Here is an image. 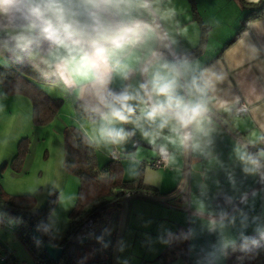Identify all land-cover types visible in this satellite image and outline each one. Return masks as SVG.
I'll return each mask as SVG.
<instances>
[{
    "label": "crops",
    "instance_id": "obj_1",
    "mask_svg": "<svg viewBox=\"0 0 264 264\" xmlns=\"http://www.w3.org/2000/svg\"><path fill=\"white\" fill-rule=\"evenodd\" d=\"M242 1L264 7V0H194L193 7L189 0L108 2L109 8L121 4V11L112 9L121 12V18L123 16L121 28L138 23L151 24L162 37L159 53L145 68L150 90L156 72L169 77L179 73L176 75L178 94L183 96L184 93L186 102L204 100L208 108L199 126L188 127V183L184 192L167 204L146 198H134L129 202L120 264H174L178 260L173 261L172 250H178L182 256L184 233L187 259L191 250H196L193 256L202 253L197 250L203 248L201 242L206 240V232L210 230L218 232L223 246L234 244L246 235H264V149L256 146L264 139V15L248 20L236 39L225 46L239 30L243 18L253 10L244 8ZM104 20L100 12L94 21ZM110 27L119 28L111 24ZM203 27L207 35L202 53L192 60L178 61L175 53L194 48L200 41ZM173 30L177 31L178 42L173 39ZM134 31L143 34L135 45L126 43L114 51L112 44L99 45L109 49L110 54L106 63L102 62V57L96 58L98 79L95 84L62 70L61 58L70 56L72 49H61L54 44L44 53L46 72L52 73V76H46L53 81L45 83L61 85L72 114L79 113L76 101L91 110L92 107L96 109L97 112L93 111L95 117L82 122L85 134L93 142H97L98 137L91 133V129H95L90 121L111 118L107 117V107L100 102L98 93L107 97L109 91L113 95L127 92L137 96L129 101L134 110L150 107L139 75L142 64L155 52L158 38L149 28L138 27ZM86 50L91 53L93 47L86 44ZM104 78L106 84H103ZM194 79L201 86L204 82L209 83L203 95L192 87ZM54 91L50 94L54 95ZM157 99L152 96L153 103ZM239 101L248 105V111L234 116L232 108ZM168 124L169 127L166 125L164 129L172 134L171 138L163 136L151 143L138 138L132 141L130 131L124 126L128 132H125L126 143L121 142L124 146L121 151L146 158L140 164L137 162L135 170L125 166L128 162L123 161L120 151V155L114 150L108 154V160L112 152L118 156L122 175L123 172L126 175L125 178L121 176L123 179H133L140 172L142 182L154 188L159 196L177 192L184 178L183 129L174 120ZM140 144L148 148L139 152ZM163 151L168 153L166 168L143 166ZM241 154L251 157L255 163L242 160ZM120 213L116 212V221L110 226L114 236ZM160 255L163 257L159 259Z\"/></svg>",
    "mask_w": 264,
    "mask_h": 264
},
{
    "label": "rangeland",
    "instance_id": "obj_2",
    "mask_svg": "<svg viewBox=\"0 0 264 264\" xmlns=\"http://www.w3.org/2000/svg\"><path fill=\"white\" fill-rule=\"evenodd\" d=\"M24 1L31 8L40 2V0H15V3L12 4L10 0H4L0 4V9H3L0 10V67L10 66L13 60L22 59L25 63L32 64L39 75L52 76L51 72H46L47 61L44 58V53L32 48L27 50L31 46L36 30V28H29L28 25L34 21L24 26H13L2 23L6 18L15 16L18 9L24 4ZM60 2L63 4L69 18L89 29L95 26L97 22L94 21L95 17L100 13L98 4L94 6L95 0H60ZM105 6L109 11L116 13L120 20L116 22V20H112L104 15V22L98 21L99 24L106 27H110L111 24L121 28L120 21L123 20V16L121 18V12L117 13L112 10L115 7L114 9L121 11V4L109 8L108 2H106ZM177 35V31L173 30L172 36L175 42H178ZM20 36H24L25 40L18 39ZM173 65L175 64L173 63ZM139 76L143 85L141 71ZM145 79L148 91L150 92V84L146 70ZM31 81L49 95H53L50 94L52 93L51 90H55L53 93L56 96L53 97V95L52 97L62 99V105L52 121L39 126L35 125L32 121L30 98L24 94L5 93L0 83V188L10 196L29 197L30 200L32 198L33 204L28 211L35 215L48 203L49 209L46 212L44 220L50 230L52 242L58 244L65 235L68 226V213L74 205L79 186L78 177L66 171L64 167L63 130L66 126L72 125L84 132L85 127L82 122L89 117L81 115L80 113H77L76 116L72 114V108L68 103L67 96L62 92L61 85H53V83L47 84L39 79L32 78ZM182 97L184 98V93ZM150 99L153 103L152 96ZM92 111L97 112L93 107ZM106 113L108 114L107 117H111L108 108ZM103 119L90 121L93 128L97 131L95 133V130L91 129V133L93 132L98 137V141H95L97 144L94 142L96 146L95 158L98 167H101L109 161L108 154L112 150L117 151L119 155L121 152L123 161L125 160L129 163L125 164L129 170H135L137 162L140 164L143 159H146L142 158L141 154L135 156L129 152H125L126 150L121 151V147L123 146L121 142L126 143L124 142L126 137L114 143L107 135L102 134V129H123V131L125 130L124 133L130 131L131 137L129 139L133 141L138 138L148 143L156 141L163 136L169 139L172 135L171 133H167L164 128H159V119L155 122L148 121L143 117L142 111L135 110L134 114L129 117L128 122H121L112 117L110 120ZM108 121L110 122L108 123ZM124 126L128 128V131ZM183 134L185 136L184 129ZM23 138L28 140V149L19 169H14L11 161L17 152L19 141ZM144 148L148 147L140 144L139 152H144ZM117 169L119 175L125 178L126 175H124V172L122 175L121 172V164H117ZM30 200L23 199L21 200V204L29 203ZM11 208L13 207L0 202V254L4 253V249H7L17 259L18 264H32V257L20 239L19 229L16 228L21 221L18 217L10 213ZM185 238L187 237H185L184 233V246L180 250V253H183L182 256L178 254V250V253L172 250V253L174 252L173 261L178 260L174 264H188L189 262L190 264H210V261L215 264H225V250L233 244L229 243L223 246L218 232L210 230L206 232V240L201 242L202 246L200 247L203 248H198L199 250H197L202 251V253L193 256L196 250H191L190 258L187 259V244ZM77 249L78 246H75L71 256L72 264H78L77 262H83L84 260L79 256ZM120 251L121 246L117 259L118 264H120ZM112 260L113 254L111 253L109 256H106L104 262L109 261L112 264Z\"/></svg>",
    "mask_w": 264,
    "mask_h": 264
},
{
    "label": "trees",
    "instance_id": "obj_3",
    "mask_svg": "<svg viewBox=\"0 0 264 264\" xmlns=\"http://www.w3.org/2000/svg\"><path fill=\"white\" fill-rule=\"evenodd\" d=\"M189 1L191 7H193L194 0ZM105 3V0L97 1L100 12L108 18L116 20V22L119 21L118 15L109 11ZM242 5L246 9L253 10L248 12L243 18L239 30L225 46L236 39L248 20L264 15V7H261L259 4H244L242 1ZM31 21L41 24L40 21L36 20L31 10L25 4H22L15 16L6 18L2 23L13 26H24ZM120 22L123 25L124 21L121 20ZM202 30L200 41L194 48L175 53V58L178 61L192 60L202 53L207 35L204 27ZM53 45L54 43L47 39L42 27H37L31 46L27 50L32 48L37 49L41 53H46ZM90 48L88 47V49ZM31 78L39 79L43 82L52 81L51 77L39 75L32 64H27L22 59L13 60L10 66L0 67V83L3 90L8 94L19 93L27 95L31 100L33 124L39 126L54 119L62 105V99L50 97L33 84ZM116 93V95L122 94L121 92ZM75 107L81 115H86L91 118L96 115L95 112L81 101H76ZM63 134L64 167L66 171L78 177L79 186L74 205L68 213L66 232L60 243L55 244L52 242L50 230L44 220L46 212L49 209L48 203L35 215L28 211L33 204L32 198L30 200L29 197L10 196L0 188V202L12 206L13 208H11L10 213L18 217L21 221L16 228L19 229L20 239L32 257V264H72L71 256L73 252L69 251V242L89 219H93V226L96 230L103 221L112 219L116 212L121 210V205L126 194L143 191L157 195L154 192V188L142 182L140 172L133 179H123L117 169V164H119L117 160L110 159L107 163L98 167L95 158L96 146L81 129L72 125L66 126ZM27 149L28 140L23 138L19 141L17 152L11 161L14 169H19ZM23 199H28L30 202L21 204V200ZM27 215L33 216V223L45 240L51 241L58 246H64L63 256L58 262L50 260L43 249L36 245L31 238L30 227L26 219ZM1 256L4 257V260H0V264H18L17 259L7 249H4V253L0 254ZM162 257L163 255H160L159 259ZM77 263L110 264L109 261ZM225 264H264V235H246L238 242L230 245L225 250Z\"/></svg>",
    "mask_w": 264,
    "mask_h": 264
},
{
    "label": "clouds",
    "instance_id": "obj_4",
    "mask_svg": "<svg viewBox=\"0 0 264 264\" xmlns=\"http://www.w3.org/2000/svg\"><path fill=\"white\" fill-rule=\"evenodd\" d=\"M10 2L14 4L15 0H10ZM105 2H109V0H105ZM0 3H3V0H0ZM31 12L42 20V25L33 22L28 25L29 28L42 27L47 39L52 41L58 48L73 50L70 56L61 58L62 70L69 71L93 84L98 79V74L95 71L97 66L96 58L102 57V62L106 63L110 54L109 49L99 46L101 40L110 41L114 51L123 48L126 43H136L140 39L139 34L131 28L113 29L100 25L98 21L91 29L82 26L69 18L60 0H40L39 3H36L31 8ZM18 39L25 40V37L20 36ZM86 43L92 45L93 51L91 53L86 50ZM172 72L176 73V70L172 69ZM176 75H179V73H176ZM176 75L169 77L162 75L159 71L156 72L151 80V91H146V95L149 97L154 95L158 99L150 107L142 110V115L145 119L152 122L159 119L160 129L168 125L170 120L176 121L181 129L188 128L193 124L199 126L208 111L206 101L186 102L178 94ZM106 83L107 79L104 78L103 84ZM209 86L208 82H204L201 86L195 79L192 81V87L201 95L207 91ZM141 87L145 86L142 85ZM98 95L100 102L110 110V116L115 120L128 122L129 117L134 114L135 110L129 104V101L137 99V96L130 95L127 92L120 95L109 93L107 97L99 93ZM172 130L177 131L176 128ZM102 134L107 135L114 143L123 140L126 135L123 129L115 128L102 129ZM187 138V136L182 137L181 143ZM240 158L255 163V161L251 160V157H247L244 154H241Z\"/></svg>",
    "mask_w": 264,
    "mask_h": 264
},
{
    "label": "water",
    "instance_id": "obj_5",
    "mask_svg": "<svg viewBox=\"0 0 264 264\" xmlns=\"http://www.w3.org/2000/svg\"><path fill=\"white\" fill-rule=\"evenodd\" d=\"M23 1V0H22ZM25 6H27L30 10L31 7L24 1ZM36 20L40 21L42 24V21L40 18L34 16ZM138 27H144V28H149L152 31L155 32L158 38V45L153 53V55L149 58V60L142 66L141 69V77H142V82L143 85L145 86V93L148 91L147 84H146V79H145V68L149 62H151L156 55L159 53L161 44H162V38L160 33L156 30L154 26L151 24H145V23H138V24H133L129 28L135 30ZM90 46H92L90 43H86ZM111 44L110 41H105L102 43H99V45H107ZM147 102L149 106L152 104L151 99L148 95H146ZM184 133L185 136L188 138L185 140V162H184V178H183V183L179 190L175 192L174 194L170 196H159V195H154L152 193L148 192H133L125 196L122 205H121V214H120V220L119 224L117 227V232L115 236L111 233L110 231V226L116 221L115 218H113L110 222V225L108 226V223H101L99 225V229L95 231L94 234L87 235L83 239L80 240L78 244V252H83L85 255L86 253H89V251H92L93 249H96L97 251L100 252L102 256H109L111 253L113 254V260L112 264H118L117 259H118V254L121 246V242L123 240V234L125 231L126 227V222H127V217H128V210H129V202L134 199V198H146L152 201H156L159 203H169L170 201L176 199L179 197L184 190L187 187L188 183V145H189V134H188V128H184ZM26 219L28 220V224L30 227V236L35 242L36 245L40 246L43 251L47 254L50 260L53 262H58L64 253V248L61 246L53 244L51 241H47L43 238L42 234L38 230V228L35 226L33 223V216H26ZM97 258V254H94L93 259Z\"/></svg>",
    "mask_w": 264,
    "mask_h": 264
},
{
    "label": "built area",
    "instance_id": "obj_6",
    "mask_svg": "<svg viewBox=\"0 0 264 264\" xmlns=\"http://www.w3.org/2000/svg\"><path fill=\"white\" fill-rule=\"evenodd\" d=\"M140 39L142 38V33L138 32ZM138 41V42H139ZM136 43H130L131 45H135ZM248 111V105L244 102H236L233 105L232 108V115L234 116H240L242 114H245ZM257 147L264 149V139H262L257 145ZM111 159L114 160H118V156L116 155L115 152H112L111 154ZM143 166H149V167H153V168H166L168 166V153L167 152H161L157 157L146 161L143 163ZM128 195V194H126ZM95 233V228L93 226V219H89L81 228V230L73 236V238L70 240L69 244V251L72 252L75 248V246H77L80 242L81 239H83L84 237H86L87 235H91ZM62 248H64V246H61ZM0 260H4V257L1 256Z\"/></svg>",
    "mask_w": 264,
    "mask_h": 264
},
{
    "label": "flooded vegetation",
    "instance_id": "obj_7",
    "mask_svg": "<svg viewBox=\"0 0 264 264\" xmlns=\"http://www.w3.org/2000/svg\"><path fill=\"white\" fill-rule=\"evenodd\" d=\"M105 222L108 223V226H109L110 225L109 223L111 222V219H107L106 221H103L102 223H105ZM98 229H99V226L96 228V230H98ZM78 254H79V256L82 259H84L83 262H103L105 260V258H106L105 256H102L100 254V252L97 251L96 249H93L92 251H89V253H86L85 255L81 251L78 252ZM94 254H97V258L96 259H93Z\"/></svg>",
    "mask_w": 264,
    "mask_h": 264
}]
</instances>
